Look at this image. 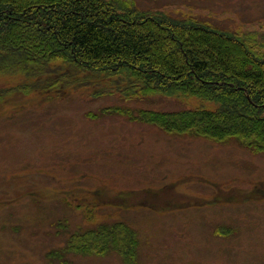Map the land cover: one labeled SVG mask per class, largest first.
<instances>
[{
	"label": "rangeland",
	"instance_id": "374dc122",
	"mask_svg": "<svg viewBox=\"0 0 264 264\" xmlns=\"http://www.w3.org/2000/svg\"><path fill=\"white\" fill-rule=\"evenodd\" d=\"M127 1L253 33L264 43V0ZM22 80L0 75V92ZM4 99L0 264H264V153L239 140L171 134L103 112L217 104L191 96L97 97L84 84L63 96ZM108 228L133 232L134 249L124 252L115 242L104 252L69 246L73 238L78 246L80 235Z\"/></svg>",
	"mask_w": 264,
	"mask_h": 264
},
{
	"label": "trees",
	"instance_id": "16d2710c",
	"mask_svg": "<svg viewBox=\"0 0 264 264\" xmlns=\"http://www.w3.org/2000/svg\"><path fill=\"white\" fill-rule=\"evenodd\" d=\"M2 74L23 80L0 92V104L13 93L63 96L82 84L93 87L97 97H197L216 108L103 112L171 134L239 140L264 153V43L253 33L141 10L127 0H0ZM113 228L80 235L78 246L74 238L69 246L104 252L115 242L130 253L135 234Z\"/></svg>",
	"mask_w": 264,
	"mask_h": 264
}]
</instances>
